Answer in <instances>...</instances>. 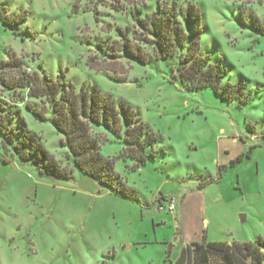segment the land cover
Returning a JSON list of instances; mask_svg holds the SVG:
<instances>
[{"label": "rangeland", "instance_id": "rangeland-1", "mask_svg": "<svg viewBox=\"0 0 264 264\" xmlns=\"http://www.w3.org/2000/svg\"><path fill=\"white\" fill-rule=\"evenodd\" d=\"M188 1L200 9L202 52L226 69L221 86L238 80L243 87L235 101L211 87L186 91L169 82L173 60L143 65L122 56L112 64L117 71L86 64L88 56L101 57L102 42L117 37V24L132 23L129 10L142 4L152 10L156 0H0V9L23 17L12 28L0 18V63L11 55L21 61L18 72L29 67L51 79L63 73L77 88L95 83L137 109L157 138L138 165L119 158L120 138L91 127L100 152L115 159L123 194L72 163L62 135L24 106L45 104L49 116L51 104L28 96V87L5 88L2 78L13 72L0 66V103L13 106L14 127L34 132L69 174L40 173L0 140L7 160L0 162V264H173L191 242L264 239V33L249 21L250 11L264 21V0ZM171 196L173 213L166 209ZM191 250L192 264H199V251ZM208 258L207 264H230L217 251Z\"/></svg>", "mask_w": 264, "mask_h": 264}, {"label": "trees", "instance_id": "trees-1", "mask_svg": "<svg viewBox=\"0 0 264 264\" xmlns=\"http://www.w3.org/2000/svg\"><path fill=\"white\" fill-rule=\"evenodd\" d=\"M128 13L132 23L115 26L117 37L99 45L101 57L88 56L86 64L90 68L117 71L112 64L122 56L143 65L173 60L174 68L165 75L169 82L179 83L186 91L211 87L216 94L230 101L240 97L243 87L238 80L234 81L237 86L230 81H226L224 87L221 86L227 75L222 60L202 52L201 13L195 1L156 0V7L152 10L142 4L135 5ZM0 18L11 28L23 19L20 14H7L4 8L0 9ZM249 21L256 30L264 33V21L252 11L249 12ZM108 29L110 30L109 25ZM20 65L21 61L11 55L7 60H1V69L7 66V70L13 72L9 73L7 79L2 78L4 87H28V96L45 97L51 104V115H47L48 106L45 104L37 106L26 101L25 109L35 119L48 121L62 135L60 143L67 148V156L78 169L100 183L128 194L126 186L115 171V159L100 152L101 142L92 134L91 127L101 125L120 138L125 147L119 158L130 159L141 165L149 157L147 148L152 150L157 138L143 121L139 111L122 97L102 90L95 83L83 82L77 88L75 84L65 80L63 73L58 78L51 79L47 72L40 75L30 74L25 68L18 72ZM110 77L116 81L126 78L115 75ZM13 111L12 105L0 103V140L4 151L14 152L19 162L36 165L40 173L53 177H69L68 172L59 167L34 132L26 128L17 130L14 127L13 121L16 117ZM0 162L7 164L6 158L1 154ZM210 180L201 182L199 187ZM191 245L200 253L199 264H207L209 251L220 252L230 264H262L260 246L264 245V239L261 237L254 241L231 243L206 239L191 242L181 249L173 264H192Z\"/></svg>", "mask_w": 264, "mask_h": 264}, {"label": "built area", "instance_id": "built-area-1", "mask_svg": "<svg viewBox=\"0 0 264 264\" xmlns=\"http://www.w3.org/2000/svg\"><path fill=\"white\" fill-rule=\"evenodd\" d=\"M30 70H31V68H29V67L26 68L27 72H29ZM248 139L250 141H256L258 138H257L256 135L251 133L250 136L248 137ZM176 205H177V199L174 196L169 197L168 198V203L166 205L167 211L170 212V213H173L175 211V209H176Z\"/></svg>", "mask_w": 264, "mask_h": 264}, {"label": "water", "instance_id": "water-1", "mask_svg": "<svg viewBox=\"0 0 264 264\" xmlns=\"http://www.w3.org/2000/svg\"><path fill=\"white\" fill-rule=\"evenodd\" d=\"M243 218H245V216H243ZM167 256L168 257L170 256V249H168V251H167Z\"/></svg>", "mask_w": 264, "mask_h": 264}]
</instances>
